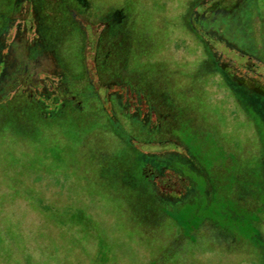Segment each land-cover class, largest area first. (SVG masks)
Listing matches in <instances>:
<instances>
[{
    "label": "rangeland",
    "instance_id": "rangeland-1",
    "mask_svg": "<svg viewBox=\"0 0 264 264\" xmlns=\"http://www.w3.org/2000/svg\"><path fill=\"white\" fill-rule=\"evenodd\" d=\"M31 1L33 8L16 0L8 12L0 0V237L20 234L34 263L264 264V102L246 103L236 89L264 96V80L255 79L264 76V0ZM61 7L81 26L78 48ZM187 20L208 36L212 57ZM114 29L142 86L116 76ZM147 79L158 83L152 96L160 100L147 99ZM171 97L180 99L169 118L162 114ZM66 104L79 116L55 117ZM178 142L184 150L172 147ZM170 153L213 172L220 189L236 186V197L229 188L204 204V178L184 161L181 171L197 185L192 203L184 197L179 206L192 221L153 220L159 205L165 215L173 209L153 193L175 199L187 186L147 162ZM45 205L51 219L40 215ZM77 206L96 220L56 218Z\"/></svg>",
    "mask_w": 264,
    "mask_h": 264
},
{
    "label": "trees",
    "instance_id": "trees-1",
    "mask_svg": "<svg viewBox=\"0 0 264 264\" xmlns=\"http://www.w3.org/2000/svg\"><path fill=\"white\" fill-rule=\"evenodd\" d=\"M8 2H5V4H7ZM187 22H188V20H187ZM190 30L192 31V29L190 28ZM199 41H201L202 43H203V41L201 40V39H199ZM203 45L206 47V45L203 43ZM206 50H207V53H209V56L210 57H212L211 56V54H210V52H209V50H208V48L206 47ZM213 59V58H212ZM213 61H214V63H215V65L220 69V67L217 65V63H216V61L213 59ZM221 76H223V78H225V75L223 74V75H221ZM227 79V78H226ZM229 81H228V79H227V83H228ZM136 83H138L140 86H141V84L139 83V82H136ZM230 84V83H229ZM218 86H222L220 83H219V85ZM230 89L231 88H235V87H233L231 84H230ZM225 87H226V90H227V93L229 92V90L230 89H228V86H227V84L225 85ZM237 90H239V94L241 95V97H243V99H244V101L247 103L248 101H251L252 103L256 100V99H261V100H263V102H264V96H256V95H254V96H249V95H247L244 91H241L239 88H236ZM235 89V90H236ZM149 98H151V99H157V97H154V96H150L149 97V95H148V93H147V99H149ZM250 98V99H249ZM185 99V98H184ZM158 100V99H157ZM186 100V99H185ZM254 100V101H253ZM190 102V101H189ZM246 103L244 104V110H243V108H242V110L246 113V114H248V113H251V114H253V113H255L254 112V110L252 109V110H249V109H247V108H249L250 106H248V105H246ZM254 104H255V102H254ZM65 107H67V109L66 108H63V109H60L58 112H57V114L55 115V117H62V115L63 114H65V112L64 111H67L70 115H78L79 113H75V111H74V109L73 108H71L70 107V104L69 105H65ZM68 108L70 109V110H68ZM235 108V107H234ZM27 109V108H26ZM25 109V110H26ZM245 109H247V110H245ZM28 110L30 111L29 112V115H31V116H29L30 118H34L35 119V115H34V108L31 106V107H28ZM165 111V113H163ZM164 111L162 112L163 114L162 115H166V116H168L169 118H170V112H172V114L173 113H176L175 111H174V109H172V108H170V107H168V108H166V109H164ZM152 112H154V109H153V106L152 105H149V115L150 114H152ZM156 113H157V111H155ZM27 113H28V111H27ZM64 116V115H63ZM79 116V115H78ZM169 118H167V119H169ZM43 121V120H42ZM107 121V120H106ZM166 121V120H165ZM165 121H163V122H165ZM108 123V122H107ZM255 125H256V127L254 128V130H256L257 129V124L255 123ZM159 127L161 128V126L159 125ZM156 130H157V128H155ZM161 130H162V128H161ZM160 130V131H161ZM200 137H202L201 135H199ZM209 141V140H208ZM262 143H264V139L262 138ZM181 143H174L173 144V146L172 147H175V148H177V147H180L181 149H183L184 150V147H183V145L181 144ZM207 149L205 148L204 149V151L203 152H205ZM186 153V152H185ZM137 155H138V153H137ZM152 157V160L150 159V160H147V162L148 163H150L151 165H152V167L155 169V170H158V172H159V174H161V172H162V170L163 169H171V171H173L172 173L174 174V176L172 177V178H174L175 179V182L177 183V182H179V181H181V180H179V179H181L180 178V176H182V179L184 180L183 181V183H186L187 184V186L185 187V191L183 192V193H178L179 195L178 196H176L175 197V199L174 198H172V199H169V198H166V197H160V198H158V197H154V193H153V196H152V200H154L156 203H160V204H162L163 203V201L165 202H169V203H171L172 204V206H173V209L172 208H169V215H165V214H163L164 212H163V209H161V212H163V213H159L158 211H155V210H157L160 206H163V205H159L158 207H157V209H155V210H153V212H152V216H153V220H156V221H192V216L190 217V215H187V216H185L183 219H182V217H181V213L183 214V215H185V212H184V210L185 209H181V208H183V207H181V206H179V204H181V201H183L184 202V197H186V199L188 200V202L187 203H189V202H191L192 203V198H191V196L189 197V195H188V191L191 189V188H194V185H193V183L195 184L196 183V185H197V180H196V178L194 179V180H192L191 178H189V176H188V174L187 173H185V172H183V171H181V166H180V163L181 162H183L184 163V161L186 162V163H189L190 164V166H192V168H193V170L195 171V172H197L200 176H203V178H204V185H205V192L204 193H202V195H203V201H205L204 202V204H208V201L210 200V198H212L213 197V195L215 196V194H216V192H219V194H221L222 196H219L221 199H224L225 197V195H226V193H228L229 192V188H231L230 190H232L231 192H233L234 193V191H235V187L236 186H234V185H230V187L229 188H225L224 190L223 189H220V186L219 185H223L224 183L222 182L223 180L221 179V181L219 180V179H216L213 175H212V173L213 172H211V171H205V172H202L199 168L201 167L200 166V164H197L196 163V161H194L190 156H187V159L185 160V158H183V157H181L180 155H178V153H170V154H165L164 156H162L161 158L162 159H156V156H151ZM188 158L190 159V160H192V161H189L188 160ZM97 159V158H96ZM138 163V159H137V162H135V165H134V167H133V173L136 175V173L138 172V169H137V167H136V164ZM193 165H195L196 166V168L193 166ZM158 168V169H157ZM121 174H122V176H124L125 178L126 177H128L127 176V173H126V171H124V173H122L121 172ZM62 175V174H61ZM63 176V175H62ZM100 176V175H99ZM105 176V175H104ZM113 177V176H112ZM136 177V176H135ZM197 177V176H196ZM155 178V177H154ZM200 177L198 176V179H199ZM61 179V177H59V179H57V180H60ZM109 179H114V178H108V180ZM137 180H139L138 178H136ZM178 179V180H177ZM56 180V179H55ZM150 181H148L147 180V183H144V184H151V185H149V186H151V187H153V183H152V179H149ZM140 181V180H139ZM108 182V181H107ZM140 182H142V181H140ZM143 183V182H142ZM172 183H174V180H172ZM108 184H109V182H108ZM179 185V184H178ZM178 185H176V186H178ZM206 186H207V188H206ZM113 194L114 193H111V197L113 196ZM86 195L87 196H90V193H86ZM217 195V194H216ZM206 196V197H205ZM218 196V195H217ZM242 196H243V194H242ZM91 197V196H90ZM114 197V196H113ZM234 197H236V193H234ZM70 199V198H69ZM105 199H108V198H104L103 200H105ZM248 199V198H247ZM256 202H254L255 203V205H258L257 204V202L259 201V197H257L256 196ZM77 200V199H76ZM75 200V201H76ZM216 200V199H215ZM202 201V202H203ZM30 202V201H29ZM248 202H249V200H248ZM168 203V204H169ZM81 206V205H80ZM80 206H77L76 208H71V209H69L70 211L68 212V213H65V216L64 217H62V216H60V215H57L56 216V218L58 217L60 220L63 218L64 219V221H72V223L73 224H78V223H76V221H95L96 219L94 218V217H90V214L87 216V214H86V212L83 210V208L82 207H80ZM247 206H249V205H247ZM259 206V205H258ZM191 207H193V205L192 206H189V210L190 211H192V209H191ZM251 207V209L253 210V206H250ZM256 207V206H255ZM177 208V209H176ZM160 209V208H159ZM172 209V210H171ZM246 209H249V208H246ZM250 209V210H251ZM42 212L40 211V215H42V216H48L50 219L52 218L51 216H53L52 215V212L51 211H49V208H48V206H46L45 205V207H42ZM160 211V210H159ZM172 211V212H171ZM192 213H195L194 212V210H193V212ZM193 215V214H192ZM41 217V216H40ZM42 218V217H41ZM43 219V218H42ZM148 219H150L149 218V216H147V221H148ZM223 219H214V220H212V219H210V218H202L201 220L199 219L198 221H222ZM224 221V220H223ZM172 225H169L168 226V228H169V230L170 231H172V228L173 227H175V226H173V225H175V223H171ZM174 229V228H173ZM201 229V228H200ZM168 230V231H169ZM175 230V229H174ZM17 235V236H16ZM20 237H21V235L20 234H13V237H10V236H2L1 235V237H0V264H44L43 262H42V260H39V259H37L36 261H35V263L33 262V256H31L29 253V249H26L25 247H23L22 246V243H21V240H20ZM197 254V257H199V253H196ZM182 255V254H181ZM200 255H201V257H205V256H207V254H202V253H200ZM183 257V256H182ZM154 263L153 264H161L160 262H159V259H157V257H154ZM45 264H48V261L45 263ZM176 264H182V261L181 262H176ZM185 264H189V261H185Z\"/></svg>",
    "mask_w": 264,
    "mask_h": 264
},
{
    "label": "flooded vegetation",
    "instance_id": "flooded-vegetation-1",
    "mask_svg": "<svg viewBox=\"0 0 264 264\" xmlns=\"http://www.w3.org/2000/svg\"><path fill=\"white\" fill-rule=\"evenodd\" d=\"M5 2H8L7 4H5V6H6V9H7V11L8 12H11L13 9H14V7H15V2L14 1H16V0H4ZM20 1H23V0H20ZM25 1V0H24ZM28 2L30 1V3H31V5H32V8H33V6L35 7V2H33V1H31V0H27ZM13 6V7H12ZM62 8V10L64 9L63 7H61ZM71 10L72 9H68V8H66V9H64V15L66 14L67 15V23H66V25H70V29H71V24H74L75 23V25H76V29L74 30V29H71V32H69V34L70 33H73V34H75L76 35V38L77 39H79V41H78V46H77V48L81 45V41L83 40V37H82V33H81V26L80 25H78L77 26V21H76V19L74 18V16H72V13H71ZM50 11H47V10H45L44 11V14H39L40 15V24H41V28L43 27V25L45 24V21H46V15L49 13ZM46 13V14H45ZM81 14V13H80ZM43 15H45V16H43ZM81 15H84V13L83 14H81ZM99 16V15H98ZM103 17V16H102ZM187 18V17H186ZM39 19V18H38ZM108 20V19H107ZM109 21V23H111V21L110 20H108ZM193 21V20H192ZM7 20L5 19V23H4V27L6 28V25H7ZM71 23V24H70ZM189 23V22H188ZM109 26H110V28L112 29V27H111V24H109ZM189 26H190V28L192 29V32H193V34H195L196 36H197V38L198 39H201L202 41H203V43L204 44H206L207 42H209V38H208V36H206V35H204V34H202L201 33V31H200V29L196 26V21L194 20L193 21V24L191 25L190 23H189ZM67 28H69L68 26H66ZM77 30V31H76ZM2 31V30H1ZM67 31V30H66ZM73 31V32H72ZM112 32H113V35L116 37V39H117V47H118V49L120 50V52H121V55H122V58L121 59H119V61H120V63L118 64L119 65V73L116 75V76H118L119 77V79H121L122 81H120V82H122V83H124V82H127V84H130V82H132V81H134V82H136L135 80V78L136 77H134V76H132L133 74H130L131 72H132V70L133 69H129L127 66L129 65L128 64V62L127 61H129V58H127V59H125L126 57L124 56V51H123V49H122V47H121V43H120V38L118 37V31L116 30L115 31V29L114 30H111ZM39 42V41H38ZM15 44L17 45V43L15 42ZM36 45H37V43H36ZM209 50V49H208ZM154 51H156V49L154 50ZM127 52V54H129V52L128 51H126ZM22 53V52H21ZM24 55V54H23ZM81 64V63H80ZM79 66V65H78ZM255 67H257V66H252V69L251 70H253V68H255ZM65 69V68H64ZM75 70L77 69V66L74 68ZM81 68H79V70H80ZM247 69V68H246ZM157 75V74H156ZM155 75V77L157 78L158 76H156ZM73 76H79L78 74H74ZM263 75H258V78H255V79H257V80H260L261 82H263V78H264V76L262 77ZM71 77V76H70ZM165 82L166 81H164L163 82V86L164 87H166V89H167V85H165ZM140 83V82H139ZM167 83V82H166ZM141 84V83H140ZM123 84H119V88H122L123 86H122ZM141 86H142V84H141ZM159 89H158V83L157 82H152L151 80H148L147 79V93H148V95H149V97L150 96H152L153 95V93H158L159 94ZM190 95H191V93H190ZM160 96L161 95H158L157 96V99H159L160 100ZM181 98H184V96L182 95V97ZM162 99V98H161ZM178 99H180V98H177V101H178ZM163 101V100H162ZM169 101L172 103V104H169L170 106H171V108L172 109H176L178 106H177V101L173 98V97H171V98H169ZM186 101H188L189 102V99L188 100H186ZM161 107H163V108H165V105H163L162 104V106ZM166 107L168 108V106L166 105ZM65 108H67V107H65ZM68 110H70L69 108H68Z\"/></svg>",
    "mask_w": 264,
    "mask_h": 264
}]
</instances>
